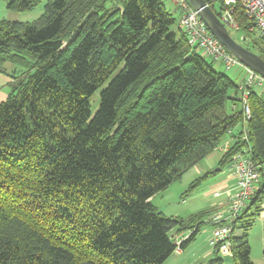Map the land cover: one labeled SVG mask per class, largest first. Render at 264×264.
Here are the masks:
<instances>
[{
  "label": "trees",
  "instance_id": "obj_1",
  "mask_svg": "<svg viewBox=\"0 0 264 264\" xmlns=\"http://www.w3.org/2000/svg\"><path fill=\"white\" fill-rule=\"evenodd\" d=\"M233 14L245 40L258 35L240 7ZM7 62L25 71L0 101V264H163L178 247L173 231H189L185 250L218 209L168 215L152 197L238 125L218 169L190 185L251 154L261 178L231 223L229 256L253 264L249 230L264 198L263 90L251 88L246 119L242 83L189 44L164 0H47L35 21L0 20V72ZM224 256L216 247L201 264H225Z\"/></svg>",
  "mask_w": 264,
  "mask_h": 264
},
{
  "label": "built area",
  "instance_id": "obj_2",
  "mask_svg": "<svg viewBox=\"0 0 264 264\" xmlns=\"http://www.w3.org/2000/svg\"><path fill=\"white\" fill-rule=\"evenodd\" d=\"M172 2L180 18L178 25L188 37V42L203 55L210 56L214 60L222 61L227 67L241 64L247 69V77L241 85L243 90V103L245 118L251 116V107L248 97L252 87H261L264 96V76L252 68L244 65L226 46L211 32L199 10L189 0H164ZM217 0H215L216 2ZM219 9L214 6V11L226 27L237 31L240 26L234 17V11L240 7L246 15L253 18L255 31L264 37V0H218ZM229 169L235 179L234 191L230 194L227 203L212 215L214 230L210 238V245L219 247L222 255L228 256L231 246L230 236L233 231L232 221L248 206L251 198L259 187L261 172L250 153L240 152L229 163ZM184 238V237H183ZM183 238L177 240L176 252H181L180 246Z\"/></svg>",
  "mask_w": 264,
  "mask_h": 264
},
{
  "label": "rangeland",
  "instance_id": "obj_3",
  "mask_svg": "<svg viewBox=\"0 0 264 264\" xmlns=\"http://www.w3.org/2000/svg\"><path fill=\"white\" fill-rule=\"evenodd\" d=\"M10 0H0V20H20V21H35L37 20L45 11V4L47 0H42L36 6L31 9L25 10H14L8 6ZM168 9L172 11L177 19L180 18V14L176 10L175 5L170 1H165ZM216 9L220 7V1H216ZM174 32H178V26H174ZM231 34L245 46L251 49H259L258 46L264 47V41L258 38V35H252L248 40H243V34L241 31H237L233 28L228 27ZM256 39V42H254ZM209 61H214V65L219 70H224L229 76H231L237 83H244L247 73L246 68L241 64H236L231 67H227L222 61L214 60L210 56H206ZM25 69L12 62L6 63V69L4 72H0V101L6 100L13 90V81L16 77L19 78L24 75ZM100 101V90H98L92 97V112H95L99 106ZM230 169L226 166L223 170L219 171L217 174L212 175L210 178L212 180L222 178H229ZM235 180V179H234ZM190 181L185 180V178L174 181L167 189L156 193L152 197V202L158 209L168 215H179L183 217H189L191 215L200 213L209 208L210 200L205 201L203 199L202 186L205 182L198 188H192ZM199 193V194H198ZM224 197V196H223ZM221 200V198H219ZM260 207L264 208V198L259 203ZM214 226L208 222V216L204 218V224L202 226L201 232L198 234L194 242L183 252L181 264H201L199 255L207 251H211L213 248L210 245V238L212 236ZM182 235L187 237L189 231H184ZM181 235V236H182ZM249 240L252 248V261L253 264H264V222H261L259 217L253 221V225L249 230ZM213 253V252H212ZM209 254V253H207ZM211 254L210 256H212ZM204 258V257H202ZM209 260V259H208ZM225 264H237L236 260L230 256H224ZM168 264V263H166Z\"/></svg>",
  "mask_w": 264,
  "mask_h": 264
},
{
  "label": "crops",
  "instance_id": "obj_4",
  "mask_svg": "<svg viewBox=\"0 0 264 264\" xmlns=\"http://www.w3.org/2000/svg\"><path fill=\"white\" fill-rule=\"evenodd\" d=\"M229 105L231 110L235 108L233 105ZM242 129L241 125L236 126V128L230 132L227 136L224 137L221 144L204 160L197 163L193 168L189 169L182 178H185V180H188L190 182H193L196 178L204 175L207 172H210L212 170H217L219 162L225 153V151L232 145L233 141L235 140L234 134L239 133ZM229 168V166H227ZM217 174V173H215ZM214 174V175H215ZM211 177V176H210ZM210 177H208L205 180V184L202 186V192H203V199L205 201L210 200L209 208L212 209L216 208L220 209L222 206H224L227 203L228 198L230 197V194L234 191L235 188V180L233 175L230 172L229 178H222L221 180H212ZM199 194V193H198ZM224 196V197H223ZM221 198V200H219ZM215 212V211H214ZM213 212V213H214ZM212 215L208 217V222L214 226V223L212 222L211 218ZM259 219L261 222H264V208L262 212L259 215ZM183 232H177L173 231V235L176 240H178L181 237H184L185 235H182ZM182 235V236H181ZM211 251H207L203 254V256L199 255L200 262H207L211 258L215 256V248H211ZM185 250H182L181 252H175L173 253L163 264H181L182 261V254ZM213 252V253H212ZM213 254L212 256H210ZM229 256V255H228ZM204 257V258H202ZM209 259V260H208Z\"/></svg>",
  "mask_w": 264,
  "mask_h": 264
},
{
  "label": "water",
  "instance_id": "obj_5",
  "mask_svg": "<svg viewBox=\"0 0 264 264\" xmlns=\"http://www.w3.org/2000/svg\"><path fill=\"white\" fill-rule=\"evenodd\" d=\"M200 12L211 32L232 52L244 65L264 76V58L251 48L238 41L220 20L208 0H189ZM243 40L246 36H243Z\"/></svg>",
  "mask_w": 264,
  "mask_h": 264
},
{
  "label": "clouds",
  "instance_id": "obj_6",
  "mask_svg": "<svg viewBox=\"0 0 264 264\" xmlns=\"http://www.w3.org/2000/svg\"><path fill=\"white\" fill-rule=\"evenodd\" d=\"M231 33V32H230Z\"/></svg>",
  "mask_w": 264,
  "mask_h": 264
}]
</instances>
